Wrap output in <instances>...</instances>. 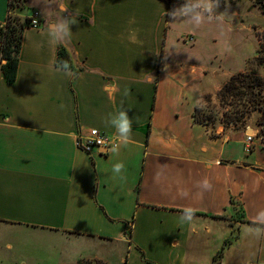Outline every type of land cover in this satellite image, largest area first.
Wrapping results in <instances>:
<instances>
[{
    "label": "crops",
    "instance_id": "crops-1",
    "mask_svg": "<svg viewBox=\"0 0 264 264\" xmlns=\"http://www.w3.org/2000/svg\"><path fill=\"white\" fill-rule=\"evenodd\" d=\"M57 2L76 23L52 44ZM213 3L194 28L171 21L168 0H27L19 16L38 10L45 24L25 28L15 81L0 70V264H26V235L44 236L58 264H111L102 243L125 246V264H264V234L248 231L264 227L254 223L264 146L255 136L246 150L249 126L230 133L194 118L204 95L249 69L247 31L264 13L252 0ZM9 12L0 0L1 23ZM62 43L81 71L58 65ZM120 110L133 121L130 143L78 147L92 128L117 137L107 121ZM119 162L125 180L112 172ZM204 178L209 191L198 187ZM185 207L190 223L180 220Z\"/></svg>",
    "mask_w": 264,
    "mask_h": 264
},
{
    "label": "trees",
    "instance_id": "trees-1",
    "mask_svg": "<svg viewBox=\"0 0 264 264\" xmlns=\"http://www.w3.org/2000/svg\"><path fill=\"white\" fill-rule=\"evenodd\" d=\"M253 1L264 13V0ZM26 2L27 0H10V10L15 9L16 15H8L5 24L0 22L1 59L4 62L0 70L8 82L16 79L23 32L25 28L30 27L28 19L19 16ZM64 62L77 72L83 69L74 63L70 48L62 43L57 63L61 66ZM217 96L222 106L231 107L223 114L226 122H242L247 128L250 126L247 124L248 120L255 117L256 137L264 146V76L252 70L236 73L224 83ZM194 118L197 123L208 127V122L212 121L214 116L205 114L199 106L195 110Z\"/></svg>",
    "mask_w": 264,
    "mask_h": 264
},
{
    "label": "clouds",
    "instance_id": "clouds-1",
    "mask_svg": "<svg viewBox=\"0 0 264 264\" xmlns=\"http://www.w3.org/2000/svg\"><path fill=\"white\" fill-rule=\"evenodd\" d=\"M57 11L60 14L61 18L58 22L51 23L47 26V32L50 37V42L52 44L66 42L71 36L70 25L76 23L73 18L66 19L63 14L68 10L63 3L57 2ZM216 7V3H213V0H185V3L179 7H174L171 12L168 13V16L171 18V21H180L183 20L187 24L193 26L194 28H199L205 21V14H208L209 17L213 12V9ZM130 23H134V19L130 20ZM136 29H131L128 33V40L130 43H138ZM61 67L69 75H73L70 72L69 65L64 62ZM112 127L116 129L117 137L113 142L114 147L113 152L117 151L120 144L127 145L131 141L132 133V119L128 116L127 111L120 110L115 114H111L109 120L107 121ZM96 144L103 146L104 141L98 139ZM101 149L99 148V151ZM124 164L122 162L116 163L112 167V172L115 176H119L121 180H125L126 177L123 175ZM159 178V174L157 179ZM198 187L204 191H209L212 188L210 181L207 178H204L198 183ZM186 195V193H184ZM194 219V209L191 207H185L182 210L180 220L185 223H190ZM254 223L257 225H264V211L257 213ZM250 234H253L257 237L264 234V227L257 226L255 228L248 229Z\"/></svg>",
    "mask_w": 264,
    "mask_h": 264
},
{
    "label": "rangeland",
    "instance_id": "rangeland-1",
    "mask_svg": "<svg viewBox=\"0 0 264 264\" xmlns=\"http://www.w3.org/2000/svg\"><path fill=\"white\" fill-rule=\"evenodd\" d=\"M253 4L254 6L256 5L255 1H253ZM251 26H252L251 29L247 31L248 32L247 36L249 39L250 52L255 55H253V57L249 60V69L247 71L252 70L264 76V20L261 21L258 25H251ZM230 77H228L222 82V84L220 85V89ZM217 94L218 92L212 95H204L203 100L199 105L202 112H204L207 115L214 116V119L208 122V128L211 130L221 128L224 131L230 133L235 132L237 130L246 131L247 128L244 127V124L242 122L235 124L234 122L225 121L223 114L226 112L227 109L230 110L231 107L222 106L220 104ZM254 122H255V117L248 120L247 123L248 125H250L249 127L252 130H256L253 128ZM259 142H261L260 139ZM25 237L27 239V248L24 250V253L23 252L21 253L25 258L26 264H58L56 258L51 255V252H49L48 245H46L44 241L45 240L44 236L26 235ZM99 248L107 252L110 251L109 259L111 264H125L122 261V256L126 254L125 246L122 247L121 245L120 246L116 245V243H102L99 244ZM76 264H104V263L98 260L89 259V260H81Z\"/></svg>",
    "mask_w": 264,
    "mask_h": 264
},
{
    "label": "built area",
    "instance_id": "built-area-1",
    "mask_svg": "<svg viewBox=\"0 0 264 264\" xmlns=\"http://www.w3.org/2000/svg\"><path fill=\"white\" fill-rule=\"evenodd\" d=\"M171 9H173L177 4L185 3V0H168ZM15 9H11L9 12L10 16H15ZM29 26L34 28H42L44 26V22L41 16V13L38 10H35L28 18ZM5 24V22L3 23ZM181 40L185 44H193L195 42V38L192 34H186L181 37ZM163 62V58L161 57L160 63ZM255 134H247L246 136V150L250 151L253 145V141L255 138ZM98 139H102L104 141L103 146H99L96 144ZM116 140V136L109 135L104 133L96 128H92L89 130L87 134H79L77 139V145L80 149L85 151L86 153H93L94 151H99V148L109 149L114 147V141Z\"/></svg>",
    "mask_w": 264,
    "mask_h": 264
},
{
    "label": "water",
    "instance_id": "water-1",
    "mask_svg": "<svg viewBox=\"0 0 264 264\" xmlns=\"http://www.w3.org/2000/svg\"><path fill=\"white\" fill-rule=\"evenodd\" d=\"M248 132L257 135V131L256 130H250L249 129ZM102 151H106V148H102Z\"/></svg>",
    "mask_w": 264,
    "mask_h": 264
}]
</instances>
